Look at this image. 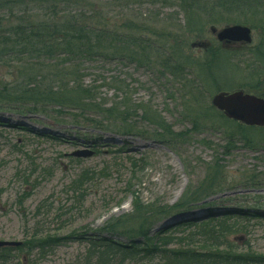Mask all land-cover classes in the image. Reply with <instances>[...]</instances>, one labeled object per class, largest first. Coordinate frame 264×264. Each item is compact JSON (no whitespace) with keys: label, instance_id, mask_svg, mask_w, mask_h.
I'll use <instances>...</instances> for the list:
<instances>
[{"label":"trees","instance_id":"trees-1","mask_svg":"<svg viewBox=\"0 0 264 264\" xmlns=\"http://www.w3.org/2000/svg\"><path fill=\"white\" fill-rule=\"evenodd\" d=\"M234 25L253 30L251 45L218 42L213 30ZM111 63L166 80L190 128L177 132L153 107L133 103L127 87L118 89L113 102L102 98L97 80L86 83L85 66ZM234 78L237 83L225 89L222 81ZM235 90L264 98V0H0V113L65 117L99 132L160 140L172 149L192 134L220 131L227 154L236 146L264 150V128L230 121L211 104L214 94ZM99 139L92 137L96 153ZM207 166L203 181L188 186L174 205L145 201L130 190L131 211L96 228L67 231L65 221L54 229L37 221L21 246L0 248V264H35L72 243L85 249L68 264H264L263 254L238 242L249 235L246 222L264 219L263 210L207 207L227 186L223 167L217 161ZM33 175H15L22 183L20 205L37 188ZM93 176L83 169L68 186L78 195V207Z\"/></svg>","mask_w":264,"mask_h":264},{"label":"rangeland","instance_id":"rangeland-1","mask_svg":"<svg viewBox=\"0 0 264 264\" xmlns=\"http://www.w3.org/2000/svg\"><path fill=\"white\" fill-rule=\"evenodd\" d=\"M85 71L86 83L97 80L99 95L109 103L120 96L119 88L127 87L133 103L153 107L177 132L190 128L180 117L179 102L170 96L171 86L156 73L118 63L86 65ZM102 78L107 82L103 83ZM237 81H222V85L228 89ZM72 122L42 114L0 113V161L4 163L0 170V189L4 191L0 198V242H23L35 231L37 221L43 224L46 220L54 229L62 220L70 226L67 231L82 225L96 228L112 216L131 211L130 190L145 201L158 199L174 205L188 186L203 181L207 165L214 161L223 167L227 180L223 184L227 186L208 199L207 207L258 208L264 213V150L236 146L227 154V141L220 131L192 134L187 142L177 143L172 149L160 140L102 133ZM136 123L143 126L138 120ZM143 129L152 133L145 124ZM92 137L101 138L97 143L100 153H96ZM85 150L95 154L81 159L72 156ZM132 160L136 166H132ZM83 169L94 176L84 186L86 202L78 207V195L68 186ZM19 172L34 173L33 180H38L37 188L23 205L19 203L22 183L15 177ZM246 224L249 235L239 238V244H249L254 252L264 255V219ZM84 249L82 243L65 245L35 264H68Z\"/></svg>","mask_w":264,"mask_h":264},{"label":"water","instance_id":"water-1","mask_svg":"<svg viewBox=\"0 0 264 264\" xmlns=\"http://www.w3.org/2000/svg\"><path fill=\"white\" fill-rule=\"evenodd\" d=\"M218 41L230 43L251 44L253 41L252 30L249 27L235 25L221 30H213ZM212 105L218 111L237 122L250 126L264 127V99L245 94L244 91L233 93L220 92L212 99ZM94 155L92 151H82L73 154L74 157L90 158ZM21 243L0 242L2 247H16Z\"/></svg>","mask_w":264,"mask_h":264}]
</instances>
